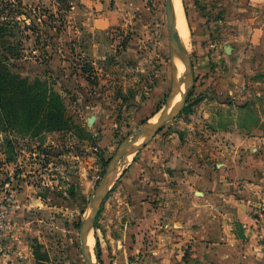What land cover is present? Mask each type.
<instances>
[{"label": "rangeland", "instance_id": "rangeland-1", "mask_svg": "<svg viewBox=\"0 0 264 264\" xmlns=\"http://www.w3.org/2000/svg\"><path fill=\"white\" fill-rule=\"evenodd\" d=\"M15 1L21 2L22 7L12 19L22 29L26 24L30 26L26 31L19 30L25 55L14 62L15 66L32 85L36 84V91L45 92L49 102L56 101L66 109L68 125L49 129L42 125L41 118L34 124L23 117L18 121L2 119L0 183H10L6 197L13 199V220L21 192L24 198L45 200L42 208L34 205L29 216L35 232L42 236L38 244L49 255V264H87L81 252V227L77 224L83 222L85 211L99 192L121 145L134 141L153 124L171 94L174 67L165 0H140L142 7L140 11L133 9L129 26L106 31L93 29L96 11L92 13L88 10L90 6L87 8L80 0ZM182 3L193 27L192 31L187 18L191 31V81L180 111L140 151L120 155L122 169L113 178L93 219L90 250L97 264L129 262V254L120 253L123 245L118 247L113 237L129 219L123 215L127 205L119 200L127 197L119 179L135 157L153 147L154 158L145 161L155 184L152 203L158 208L168 204L165 214L172 216L178 206L174 204L175 197L171 190L163 194L160 187L165 184L173 189L174 179L163 174L164 169L167 174L176 170L168 166L167 158L181 151L177 163L187 166V172L197 171L208 178V167L222 168V153L230 149L223 129L227 127L228 116L233 117L237 108L222 107V101L229 97L221 93L223 83L218 78L227 71L224 66L228 62L222 57L224 64H218L214 80L204 70V57L209 51L218 48L224 54V50L222 45H208L202 37L209 32L205 0H182ZM260 77L242 79L240 86L245 84V89H253L258 81L262 82ZM8 88L4 86V90ZM241 88L244 87L238 89L239 100H248ZM4 97L21 98L13 92L5 93ZM93 116L95 120L91 122ZM183 178L185 184H190L189 175ZM72 187L85 197V207L70 195ZM201 192L195 194L200 196ZM190 195L194 196L186 193L184 199L191 200ZM121 233L125 234L122 230ZM135 256L142 257L143 253Z\"/></svg>", "mask_w": 264, "mask_h": 264}, {"label": "crops", "instance_id": "crops-1", "mask_svg": "<svg viewBox=\"0 0 264 264\" xmlns=\"http://www.w3.org/2000/svg\"><path fill=\"white\" fill-rule=\"evenodd\" d=\"M80 1L87 8L90 6L92 13L96 11L93 29L100 31L129 26L133 9L140 11L142 7L140 0ZM205 2L209 32L202 37L210 46L222 45L224 54L218 48L212 49L204 57L203 67L214 80V71L226 57L227 71L218 75L223 83L221 93L229 97L221 100L222 107L237 108L223 129L230 149L222 153V168L208 167V178L197 171L187 172V166L179 165L181 151L167 158L168 166L177 170L168 174V170L163 171L174 179L173 189L165 184L160 187L163 194L171 190L175 197L174 204L178 206L172 216L165 214L168 204L158 208L152 203L155 184L145 161L154 158L153 147L146 148L128 164L119 181L127 197L119 200L127 205L123 215L129 219L124 229L119 228L120 234L113 237L118 247L123 245L120 253L129 254L127 264H264V249L258 244L256 233V217L259 213L264 217V0ZM228 44L230 53L225 51ZM257 76H262V82L258 81L255 88L240 86L242 79ZM239 87H244L240 92L248 100H239ZM216 92L220 93L217 89ZM186 174L190 178L188 185L183 178ZM8 184L0 183V200L8 196ZM198 190L203 192L200 196L195 194ZM186 193L194 194L190 195L193 198L184 199ZM22 194L12 213L20 229L0 250V264H37L34 246L42 236L35 232L29 213L34 205L42 208L46 203ZM138 253L143 256L134 258Z\"/></svg>", "mask_w": 264, "mask_h": 264}, {"label": "trees", "instance_id": "trees-1", "mask_svg": "<svg viewBox=\"0 0 264 264\" xmlns=\"http://www.w3.org/2000/svg\"><path fill=\"white\" fill-rule=\"evenodd\" d=\"M20 2V1H19ZM21 2L15 0H0V121L12 118L18 121L20 118L32 120V124L40 118L42 125L49 129H63L68 125L66 109L58 103L49 102L44 91H36V84H31L28 78L22 76L15 66V61L22 59L25 55V44L19 39V32L30 28L28 24L22 29L12 18L20 13ZM189 20V14L186 12ZM33 25L34 19H31ZM191 30L192 24L189 20ZM20 30V31H19ZM28 37V36H27ZM13 62L9 64V61ZM9 88L4 90V86ZM193 89L190 91L192 93ZM7 92L19 93L21 98L15 100L11 97L5 98ZM188 102V100H187ZM11 121V119H9ZM121 179V177H120ZM119 179V180H120ZM70 195L85 207V197L81 192L72 187ZM80 223L77 224L79 227ZM42 245L36 243L34 255L37 264H49V255L42 249Z\"/></svg>", "mask_w": 264, "mask_h": 264}, {"label": "water", "instance_id": "water-1", "mask_svg": "<svg viewBox=\"0 0 264 264\" xmlns=\"http://www.w3.org/2000/svg\"><path fill=\"white\" fill-rule=\"evenodd\" d=\"M166 4V19L167 23L170 29L171 38H172V45H171V55L172 59H174L172 46L174 45L178 49H185V45L181 41L179 31L177 29V26L173 22V16H172V9H173V0H165ZM225 51L227 53H230L231 51V45L225 46ZM185 70L183 72V77L176 78V72L177 70L174 69V79H173V85L171 88V94L170 97L165 105V107L162 109L160 114L157 116V118L154 120L153 124L145 130L144 132L140 133L138 138H136L134 141L125 142L121 145L119 148L117 155L113 158L109 168L106 171V174L101 182V186L99 189V192L96 194V196L91 200L90 204L88 205L83 222L80 223V229H81V252L87 262V264H97L93 261L92 257L89 254V239L91 232L93 231L94 225H93V219L96 210L99 209L104 197L108 193L113 181L114 172L117 168V165L119 164V158L120 155L126 151H132V152H138L142 148H144L153 138L154 135L164 126V124L171 119L174 115H171V111L176 103V100L178 96L182 92V86L190 78L191 79V58L190 56L185 57ZM180 111V110H179ZM178 111V112H179ZM177 112V113H178ZM176 113V114H177ZM93 119L95 120V117H91L90 121ZM91 121V122H93Z\"/></svg>", "mask_w": 264, "mask_h": 264}, {"label": "bare ground", "instance_id": "bare-ground-1", "mask_svg": "<svg viewBox=\"0 0 264 264\" xmlns=\"http://www.w3.org/2000/svg\"><path fill=\"white\" fill-rule=\"evenodd\" d=\"M172 16H173V22L175 23V25L177 26V29L179 31L181 41L185 45V49H178L174 45L172 46V51H173V55H174V59H172L173 67H174V69L177 70L176 78H180V77H183V72L185 70V59H186L185 57L191 55L190 54L191 31H190V28H189V25L187 22V18H186V14H185V10L183 7L182 0H173ZM189 80H190V78L186 82V77H185V82L183 83V86H182V92L176 100V103H175V105L171 111V115H175L182 108L181 102H182L183 96L187 93ZM93 119L94 118H92L91 121H93ZM120 166H121L120 164L117 165V168L114 172L113 178L115 177L116 174L119 173V170L122 169V166H121V168H120ZM91 234H92V232H91ZM92 236H93V234L90 235V239H89V254L92 257L93 261L95 262V259L92 256L93 253L90 250V246H91L92 241H93Z\"/></svg>", "mask_w": 264, "mask_h": 264}, {"label": "built area", "instance_id": "built-area-1", "mask_svg": "<svg viewBox=\"0 0 264 264\" xmlns=\"http://www.w3.org/2000/svg\"><path fill=\"white\" fill-rule=\"evenodd\" d=\"M13 207V199L10 197L0 201V249L4 246L5 241L17 234L20 229L19 224L11 217ZM256 219L258 244L264 249V217L259 213Z\"/></svg>", "mask_w": 264, "mask_h": 264}]
</instances>
